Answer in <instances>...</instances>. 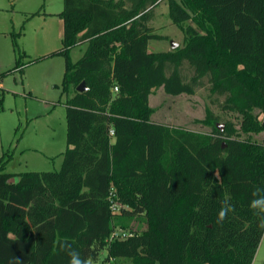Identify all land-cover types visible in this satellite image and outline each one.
<instances>
[{
  "label": "trees",
  "instance_id": "obj_1",
  "mask_svg": "<svg viewBox=\"0 0 264 264\" xmlns=\"http://www.w3.org/2000/svg\"><path fill=\"white\" fill-rule=\"evenodd\" d=\"M156 4L63 0L62 45L51 55L66 60V148L52 175L74 181L34 195L35 173H6L0 158V264H68L65 243L88 264H252L264 228L248 205L264 188V141L242 136L264 132V0H166L183 36L166 52L148 48L166 39L151 25ZM204 87L238 126L220 130L209 111L208 134L149 121L156 90ZM225 201L233 210L218 222ZM133 221L143 228L107 242Z\"/></svg>",
  "mask_w": 264,
  "mask_h": 264
},
{
  "label": "rangeland",
  "instance_id": "obj_2",
  "mask_svg": "<svg viewBox=\"0 0 264 264\" xmlns=\"http://www.w3.org/2000/svg\"><path fill=\"white\" fill-rule=\"evenodd\" d=\"M62 9L63 0H0V158L4 156L3 162L9 159L6 173H35L34 195L39 189L59 190L62 184L74 181L52 175L59 170L66 148L67 98L62 93L66 60L62 55H51L62 45ZM167 11L166 0H157L151 25L166 39L150 42V51L170 50L171 41L182 45V33L171 24ZM19 32L15 41L21 55L13 38ZM84 48L71 50L73 62ZM149 106L153 111L149 121L202 134L210 133L214 125L206 119L208 111L219 117L217 126L225 121L238 126L241 120L237 114L213 105L207 87L191 96H170L158 89L149 97ZM245 138L263 142L264 132L243 135ZM141 228L137 221L128 224L132 231ZM260 243L253 264L264 262V239ZM105 255L103 252L101 259ZM113 264L130 262L119 259Z\"/></svg>",
  "mask_w": 264,
  "mask_h": 264
},
{
  "label": "clouds",
  "instance_id": "obj_3",
  "mask_svg": "<svg viewBox=\"0 0 264 264\" xmlns=\"http://www.w3.org/2000/svg\"><path fill=\"white\" fill-rule=\"evenodd\" d=\"M253 197L254 198L249 201V209L258 217L259 226L264 228V188H256L253 192ZM232 210V206L225 201L218 214V222H222L226 218L227 213ZM69 247L70 246L66 243L61 245V248L66 250L69 256L68 264H88V261L83 259L78 251L69 250ZM8 264H23V261L20 257L13 256L9 259Z\"/></svg>",
  "mask_w": 264,
  "mask_h": 264
},
{
  "label": "built area",
  "instance_id": "obj_4",
  "mask_svg": "<svg viewBox=\"0 0 264 264\" xmlns=\"http://www.w3.org/2000/svg\"><path fill=\"white\" fill-rule=\"evenodd\" d=\"M115 91H116V89H115ZM110 136H113L112 131H110ZM111 211L113 214H117L119 212V207L117 206V204H115V203L111 204ZM133 235H134L133 231L116 228L111 232L107 242L110 243L112 241L126 240V239L132 237ZM115 261H116L115 259L110 258L104 264H113Z\"/></svg>",
  "mask_w": 264,
  "mask_h": 264
},
{
  "label": "water",
  "instance_id": "obj_5",
  "mask_svg": "<svg viewBox=\"0 0 264 264\" xmlns=\"http://www.w3.org/2000/svg\"><path fill=\"white\" fill-rule=\"evenodd\" d=\"M178 46H179L178 43H175L173 41L170 42V50H174ZM76 91L79 92V93H82V92L87 91V88H86L85 84L82 82L79 86H77ZM218 128L220 130H222L223 129V126H218Z\"/></svg>",
  "mask_w": 264,
  "mask_h": 264
},
{
  "label": "crops",
  "instance_id": "obj_6",
  "mask_svg": "<svg viewBox=\"0 0 264 264\" xmlns=\"http://www.w3.org/2000/svg\"><path fill=\"white\" fill-rule=\"evenodd\" d=\"M168 12V11H167ZM167 16H168V13H167ZM183 39V38H182ZM152 42V41H151ZM148 48H149V51H150V42H149V46H148ZM166 51H170V50H164V51H162V52H166ZM151 52H154V51H151ZM149 97H151V95L149 96ZM264 239V234H263V237H262V239H261V242H262V240ZM261 244V243H260ZM260 244H259V246H260ZM254 261V260H253ZM252 264H253V262H252Z\"/></svg>",
  "mask_w": 264,
  "mask_h": 264
}]
</instances>
